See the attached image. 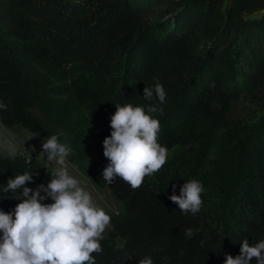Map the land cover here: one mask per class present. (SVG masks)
<instances>
[{"label": "trees", "instance_id": "trees-1", "mask_svg": "<svg viewBox=\"0 0 264 264\" xmlns=\"http://www.w3.org/2000/svg\"><path fill=\"white\" fill-rule=\"evenodd\" d=\"M61 1L0 0V102L6 105L0 109L1 126L46 135L36 115L45 89L34 65L43 61L62 68L74 55L66 47L68 35L80 38L76 43L84 50L78 68L92 67L96 74L94 79L68 78L70 92L94 117L110 124L115 104L146 108L143 88H154L156 79L167 93L164 104L155 95L151 101L162 109L154 114L160 119L158 142L172 152L161 170L145 177L138 189L119 177L106 185L102 172L109 161L86 173L123 208L111 217V229L100 241L102 251L93 253L96 264H138L144 256L154 264H224L225 255H239L241 240H264V116L251 138L244 139L236 164H230L233 140L250 109L264 114V0H79L65 24L49 31L34 16L49 11L42 6ZM154 10L164 19L156 26L148 23ZM43 26L53 41L50 47L38 45L37 31ZM144 54L149 63L138 70L133 64ZM123 56L124 72L115 80L114 62ZM181 124L185 134L209 131L228 152V160H221L224 168L216 172L218 181L185 148L186 137L177 130ZM89 145L81 143L76 155ZM24 172L33 174L25 187L35 190L34 183L44 176L40 165L20 153L1 156L0 188ZM190 179L202 183L203 203L208 194L219 200L213 207H222V219L203 206L195 215L181 214L169 200ZM21 193L0 191V210L12 212L20 202L13 197ZM188 228L193 229L190 239L184 235Z\"/></svg>", "mask_w": 264, "mask_h": 264}, {"label": "clouds", "instance_id": "clouds-1", "mask_svg": "<svg viewBox=\"0 0 264 264\" xmlns=\"http://www.w3.org/2000/svg\"><path fill=\"white\" fill-rule=\"evenodd\" d=\"M154 95L159 104H164L167 93L158 79L154 88H143V99L149 101L146 108L115 104L109 125L112 131L103 141V156L109 161L102 172L106 185L119 177L132 189H138L145 177L167 163L169 150L158 142L160 122L154 118L162 109L151 103ZM0 109H6L2 102ZM59 135L42 141L40 156L47 157L51 173L46 186L38 185L35 190L25 187L33 182V174L24 172L0 188L5 193L22 189L20 196L13 197L20 202L12 212L0 210V264H96L93 253L102 251L100 241L111 217L94 203L82 181L70 174L69 168L78 169L69 163L71 147L61 143ZM203 192L202 183L190 179L180 188L179 195L173 193L168 198L181 214L195 215L202 207ZM45 199L53 202L42 203ZM184 235L190 239L193 229H185ZM253 259L256 264H264V240L251 244L247 239L241 240L239 255H225L224 264H250ZM138 264L154 262L144 256Z\"/></svg>", "mask_w": 264, "mask_h": 264}, {"label": "rangeland", "instance_id": "rangeland-1", "mask_svg": "<svg viewBox=\"0 0 264 264\" xmlns=\"http://www.w3.org/2000/svg\"><path fill=\"white\" fill-rule=\"evenodd\" d=\"M79 4V0H62L61 4L42 6L49 8V11L45 13H37L34 17L38 21L42 19L43 22L49 26V31L55 30L56 32V26H63V24H65V19L67 21L71 17L74 10L78 9ZM67 6L71 8L74 7V9H66ZM80 11H82V9H80ZM159 14L160 10H154L153 13L148 16V23L152 26L160 24V21H163L164 19L160 20ZM46 28L47 27L43 26L38 29L37 41L39 42L38 45L50 47V44H54L51 36H49V33L45 31ZM64 29L69 30L70 28ZM68 38H70V40L66 42V47L70 56L74 55L65 60L62 68L58 67L54 63L47 65L43 61L40 62V64L34 65L37 78L45 89L44 95L46 98H44V104L37 106L36 115L45 124L46 135L38 136L22 129L19 126L7 129L0 125V157L12 156L20 153L29 159L35 160L43 169L44 176L40 182L34 183V188L36 189L38 185L46 186L51 180V173L48 170L49 166L46 163L47 157L40 156V153L42 152V141L44 138L51 135L60 134L58 137L60 142L68 144L72 150L71 155L67 158L69 163L75 164L78 169L75 170L69 168L70 174L82 181V186L90 192L94 203L103 208L106 213L112 217L116 214L122 213L123 208L121 204L115 201L106 190L95 186L86 175L88 171H98L106 166L108 160L103 156V141L106 137L110 136L112 129L109 127V123L94 117L87 109L82 107V105L77 102L73 94L70 92V82L68 78L80 79L84 76H92V79H94L96 74L92 70V67H88L89 71L78 68V54L84 50L82 46L77 44V41H80V38L78 40H74L71 35H68ZM47 41L49 44H46ZM60 46H63V42L60 43ZM75 46H79V48H76L75 50ZM125 58L126 57L123 56L120 58V61L114 62L116 66L115 80H118L124 72L126 64ZM138 58L139 63H134L133 66L140 70L149 63L150 57L144 54ZM157 66L158 61L156 62V67ZM237 75L239 74H236L234 77ZM228 85H233V80L230 77H228ZM173 109L174 106L172 107V110ZM260 112V109L255 107L254 109H250L247 121L238 130V139L233 140L232 145L235 146L232 150L230 149L232 151V153L230 152V155L235 157V159H232L230 164H236L235 160L239 158V155L242 153L244 148V139L251 138V135L255 133L258 128L259 121L261 117L264 116V114ZM158 120L160 122V119ZM182 120L186 121L184 117ZM177 130L181 133V135L186 137L187 142L184 145L185 148L192 149L190 153L199 158L200 164L204 167L203 169H205L207 175H210V178L214 179V182L218 181L216 178V176H218L216 172L224 168L221 160H228L226 156L228 152L226 149H220L217 138L211 136L209 131H199L195 134L193 132H189L185 134L182 124L177 127ZM83 142L90 144L89 149L85 150L84 154L81 153L77 156L76 152L78 153L81 143ZM32 149H34V151H32ZM180 149L181 147L178 148V150ZM171 154L172 152H169L168 158ZM52 166L54 169V162ZM202 173H204V171H201V174ZM41 195L44 194L41 193ZM213 195L214 194H208L205 198H208L209 201L206 204L203 203L204 205L202 204V206L204 207L205 212L209 211L211 208L213 210L212 215H217L222 219L224 216V210L220 205L216 208L213 207L214 204L219 201ZM52 202L53 201L51 199H45L42 201V203L45 204H50ZM110 229L111 223L103 233V237L107 235Z\"/></svg>", "mask_w": 264, "mask_h": 264}]
</instances>
